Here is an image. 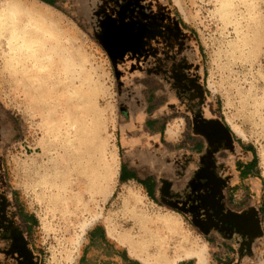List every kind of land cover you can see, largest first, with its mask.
<instances>
[{
  "label": "rangeland",
  "instance_id": "obj_1",
  "mask_svg": "<svg viewBox=\"0 0 264 264\" xmlns=\"http://www.w3.org/2000/svg\"><path fill=\"white\" fill-rule=\"evenodd\" d=\"M5 1L9 0H0V10ZM18 1L35 9L29 11L31 15L39 10L49 18L48 24L41 23L53 41L48 56L38 49L31 56L13 59L0 36V198L7 218L20 232L26 254L14 256L8 239L0 237V264H163L155 260L154 251L141 248L144 245L139 243L149 246L151 239L141 240L136 228L131 230L132 212L137 221L160 217L177 224L176 236L186 239V252L176 256L168 249L164 264H233L235 246H220L222 239L216 236L211 243L192 223L191 215L182 212L183 204L172 201L173 208L165 203L176 197L181 201L192 169L181 167V160L190 154L192 143L184 136L188 127L184 117L168 109V103L176 102L168 90L161 91L157 79L132 70L131 63L140 64L127 55L114 59V53L110 57L107 52L113 44L107 41L112 26L107 19L116 18L112 11L127 0H105L104 11L98 7L101 0H53V6L39 0ZM154 1L158 6L153 9H165L170 23L190 37L192 49L186 57L197 65L203 114L221 121L237 145L226 165L237 159L255 161L250 176L241 178L233 172L230 202L259 207L264 192V42L255 61L236 62L233 69L226 53L235 41V26L240 22L238 28H245L254 2L264 20V0ZM150 123L155 129H149ZM73 139L80 141L76 144ZM59 163L82 175L94 170L109 180L94 207L87 205L82 215L57 214L49 202L47 181ZM122 165L138 179L155 182L153 199L135 179L120 180ZM21 213L30 219L25 221ZM95 226L103 228L105 240L91 244L87 233ZM261 226L262 235L251 255L238 264H264V213Z\"/></svg>",
  "mask_w": 264,
  "mask_h": 264
},
{
  "label": "flooded vegetation",
  "instance_id": "obj_2",
  "mask_svg": "<svg viewBox=\"0 0 264 264\" xmlns=\"http://www.w3.org/2000/svg\"><path fill=\"white\" fill-rule=\"evenodd\" d=\"M154 0H127L124 5H118L107 19L112 22L108 33V42L114 59L125 55L136 61L131 63V69L142 71L145 76L158 80L161 91L175 98V103H168V109L184 117L188 126L184 136H189L191 151L188 157L182 159L181 167H192L190 176L182 190L181 201L176 198L165 200L183 204L182 212L191 215L192 223L205 237L213 240L215 236L235 246L238 264L245 255H251L256 240L262 235V212L255 206H235L233 200L235 174L239 177L236 163L226 165V159L236 153L232 133L221 122L203 114V91L199 83L197 65L187 59L189 35L171 19L165 9L158 6ZM104 3L98 7L106 9ZM125 17L129 20L126 21ZM172 25H174L172 27ZM174 28V29H173ZM121 57V58H120ZM166 101H164L165 103ZM1 196V195H0ZM2 197V196H1ZM0 198V237L8 239L9 250L23 254V244L20 232L7 218L2 209ZM186 211V212H185ZM23 252V253H22ZM24 255H26L24 253ZM17 261H21L16 257ZM28 264V263H27Z\"/></svg>",
  "mask_w": 264,
  "mask_h": 264
},
{
  "label": "bare ground",
  "instance_id": "obj_3",
  "mask_svg": "<svg viewBox=\"0 0 264 264\" xmlns=\"http://www.w3.org/2000/svg\"><path fill=\"white\" fill-rule=\"evenodd\" d=\"M251 1H253V0H251ZM247 7H249V6H247ZM257 7L258 6L256 5L255 2H254V5L250 7V10H249L250 12L248 13L249 14V17L246 18L245 24H244L245 28L242 27L244 29H239L240 28V25H239L240 22L235 26V27H237V29H235L236 38H235V41L233 40L234 42H232L229 45V48H228L229 50L226 53L227 64L229 65V67L231 69H233V67L236 66V64H237L236 62L255 61L256 58L259 55V52H260L261 48H262V45H263V42H264V20H262L261 17L259 16L258 11H257ZM24 9L28 11L27 14L24 13ZM31 10H35V9L29 3L20 2L18 0L5 1L3 3V5H2L1 10H0V36L2 37V44L4 46H6V48H7L8 52L10 53L11 57L14 56L13 59H15V57H21V55H23V56L24 55L31 56L35 52H37L38 49L40 51L42 50L45 53L43 55H47L46 54V53H48V48L47 47L53 41V38H52V35H51L49 29H47V27L43 26L42 23H41L42 21L46 20L45 23L48 24V19L49 18L45 14L40 13L39 10L34 11V13L31 15V13L29 12ZM232 17H233V15H232ZM225 22H227V21H225ZM233 22H234L233 24H235L236 21L233 20ZM238 26H239V28H238ZM47 58H49V57H47ZM15 61H14V63H15ZM45 66L46 65H44V68H45ZM39 67H41V66H39ZM64 68H65V66H64ZM230 71H232V70H230ZM44 72L46 73V71H44ZM68 74H66V75H68ZM20 75L23 76V74H20ZM56 77H58V76H56ZM64 86H66V85H64ZM29 88H30V86H29ZM31 89H30V91H31ZM78 92H76V93H78ZM261 106H264V103H262ZM80 108L81 107H79V109ZM82 111H84V110L82 109ZM77 121H78V119H77ZM81 121H82V119H81ZM81 121H80V123H81ZM73 123H74V126L77 128V126H76L77 124L75 125V122H73ZM70 127H72V126H70ZM81 127H83V126H81ZM86 127H88V126H86ZM72 130H70V131H72ZM89 130H90V128H89ZM72 133H73V131H72ZM76 133H77V130H76ZM87 136H89V135H87ZM89 137H91V136H89ZM68 140H69V138H68ZM73 140L75 141V139H73ZM74 141H71V142H74ZM78 141H80V140L75 141L76 144L78 143ZM67 142H69V141H67ZM90 142H91V140H90ZM84 144H87V143H85V141H84ZM92 144H90V145H92ZM65 145L67 147V144H65ZM71 145H73V143ZM78 146H79V144H78ZM61 147H63V146L61 145ZM77 150H78V148H77ZM70 153H71V150H70ZM84 153H86V152H84ZM89 158H91V157L89 156ZM73 159H76V157L73 158ZM79 160H81V159H79ZM88 162H89V159H88ZM84 172H85V170L83 171V173ZM108 182H109L108 179H104L101 175L96 174L94 172V170H93V173L82 175V174H79L77 172V170H74L72 167L69 168L68 166H66V164L65 165L60 164L59 166H57V168L52 173L51 179L47 181L48 188H51V190L49 189V194H48L49 195V202H51V204L54 207V210L56 211L57 214L59 213L60 215H66L69 212H72V213L76 212L77 214L82 215L83 212L87 211L86 210L87 209V205H92L93 206L96 203L97 196L99 194H103L104 191L109 187V183ZM130 200L134 201V199H131V198H130ZM132 209H134V208L132 207ZM92 212H94V211H92ZM128 213H130V212H128ZM131 215H132L131 217H132V220H133L132 221V228H131V230H133V229L136 228L135 230H137V234H140V236L139 235L136 236L137 239H138V236H139V239H141V240L144 237L149 236V238L151 239L150 240V243H149V246H148V244H146V242H142V243H139V244L144 245V247H141V248H145V250L148 247L150 249L149 251H151V252L154 251V253L156 254V258H155L156 261L161 262L163 264L165 262H167V259H168V257H167V255H168L167 252L168 251L167 250L168 249L173 250V252H174L173 254H175V255L178 254V253H181L182 254V253H185L186 252V248H187L186 247V242H185L186 239H184V240L181 241L176 236L177 235L176 233H178V231H177L178 230L177 224L172 223L169 220H166V219H163V218H160V217H156L155 219L142 217V220L141 221H137V219L134 217V215H136V214H134V212H132ZM129 223H131V222L129 221ZM141 223H143L144 225H142ZM128 226H129V224H128ZM126 233H128V232H126ZM132 235L134 236L136 234H132ZM141 248H139V249H141ZM146 252H148V251H146ZM169 261H171V260H169ZM196 263H198V262H196Z\"/></svg>",
  "mask_w": 264,
  "mask_h": 264
},
{
  "label": "trees",
  "instance_id": "obj_4",
  "mask_svg": "<svg viewBox=\"0 0 264 264\" xmlns=\"http://www.w3.org/2000/svg\"><path fill=\"white\" fill-rule=\"evenodd\" d=\"M39 1H41L45 4H48V5H51V6L54 5L53 0H39ZM236 166H237V170L239 171V177L244 178V177L250 176L251 172L254 169L255 161H254V159L253 160L251 159L250 161L244 162V163L237 162ZM119 178L121 181H125L128 179H135L136 181H138L140 184H142L146 188L148 196L153 199V195H154L153 183H155L154 181H152L153 183H149V179H147V180L138 179L136 177L135 173L133 171H127L126 168L124 167V165H122L120 168ZM171 197H176V196L173 195ZM259 209L262 213H264V192L262 195L261 203L259 205ZM21 217L24 218L25 221H28L30 219V216L26 217V215H24L23 213H21ZM87 235H88V238H89V241L91 244H94V242L96 240H99V241L105 240V234H104L103 228L101 226L93 227L87 233ZM208 240L210 242H213V240L210 238H208Z\"/></svg>",
  "mask_w": 264,
  "mask_h": 264
},
{
  "label": "water",
  "instance_id": "obj_5",
  "mask_svg": "<svg viewBox=\"0 0 264 264\" xmlns=\"http://www.w3.org/2000/svg\"><path fill=\"white\" fill-rule=\"evenodd\" d=\"M111 44V43H110ZM112 45V48H113V44H111ZM103 46H105V45H103ZM105 48H106V46H105ZM107 49V48H106ZM107 52L109 53V56L110 57H112V54H111V52H109V50L107 49Z\"/></svg>",
  "mask_w": 264,
  "mask_h": 264
},
{
  "label": "crops",
  "instance_id": "obj_6",
  "mask_svg": "<svg viewBox=\"0 0 264 264\" xmlns=\"http://www.w3.org/2000/svg\"><path fill=\"white\" fill-rule=\"evenodd\" d=\"M151 124H152V123H150V127H149V129H150L151 127H152L153 129H155V127H154V126H151Z\"/></svg>",
  "mask_w": 264,
  "mask_h": 264
}]
</instances>
